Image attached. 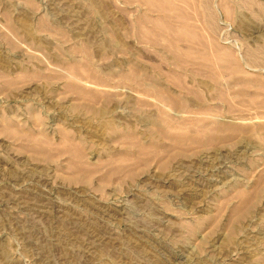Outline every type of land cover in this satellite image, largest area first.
Instances as JSON below:
<instances>
[{
	"label": "rangeland",
	"instance_id": "rangeland-1",
	"mask_svg": "<svg viewBox=\"0 0 264 264\" xmlns=\"http://www.w3.org/2000/svg\"><path fill=\"white\" fill-rule=\"evenodd\" d=\"M90 1L99 3L92 7ZM226 1L228 15L221 7L224 27L215 36L243 61L250 59L248 49L262 47L256 54L259 62L245 64L259 69L248 73L252 83L231 91L222 84L226 103L214 99L213 90L199 86L200 79L213 89L208 78L192 70L180 73L188 86L204 95L208 106L218 110L223 122L250 117L235 124L252 130L231 134L232 141L220 140L208 149L191 146L187 152L157 132L145 133L146 139L168 145L165 160H152L129 176L106 173L107 168L90 175L72 173L77 159L39 155L28 150L30 144L0 133V264H264V181L258 182L263 190L252 197L243 216L231 213L239 199L227 191L235 182L252 190L259 173L264 175L260 156L254 155L262 151L259 135L264 131L256 130L261 117H253L264 115V108L233 96L241 89L264 96V0ZM144 12L143 6L126 0H0V73L15 75L21 67L40 72L36 80L14 78V84L0 85V124L44 130L57 140L66 135L93 161L95 154H106L105 147L130 148L115 139L116 132L109 133L110 138L100 134L107 118L120 131L132 127L145 132L148 116L166 121V135L189 130L174 120L179 115L171 109L164 117L155 103L137 108L136 85L120 75L125 67L133 71L131 62L160 72L173 70L163 41L151 44L137 34V24H145ZM38 18L46 22L45 30H35ZM8 21L19 30L9 28ZM26 25L35 30L32 39L22 31ZM67 60L85 65L96 79L113 87L101 95L106 87L91 84L88 88L100 93L94 101L68 93L55 74L67 73ZM79 77L91 80L87 74ZM168 88L190 98L191 108L198 103L171 82ZM125 95L131 97L126 100ZM229 103L235 110L227 111ZM88 105L108 111L99 118L86 109ZM171 167H178L174 175ZM175 179L202 190L185 194L174 187Z\"/></svg>",
	"mask_w": 264,
	"mask_h": 264
},
{
	"label": "bare ground",
	"instance_id": "bare-ground-1",
	"mask_svg": "<svg viewBox=\"0 0 264 264\" xmlns=\"http://www.w3.org/2000/svg\"><path fill=\"white\" fill-rule=\"evenodd\" d=\"M126 1L141 5L145 8V24H137V34L139 37L151 44L163 41L162 46L164 45L168 52L166 59L169 60V64L172 66L173 70L169 72H160L156 70V67L150 70L147 66L141 63L131 62L129 67H131L133 71H128V67H125L121 71L120 75L121 77L130 78L136 85V88H133V91L137 94H135V97L137 98H135L137 108L143 106L150 107L153 103H155L160 108L164 117L169 116L166 109H171L175 112V114L179 115L176 116L177 118L174 120L177 123L188 127L189 130L179 134L166 135L164 134V129L167 126L166 121L162 117L156 116L155 118H151L152 116H148L147 118L149 120L148 123H146L147 130L145 132L137 131L132 127L122 128L120 131L117 126L107 118V116H103L107 119L102 120L104 127H102L101 131L103 132L100 134L110 138L112 135L109 133L116 132L117 134L115 135V139L117 141H121L123 145H128L130 148H126L124 146V149L120 148L116 150L115 147L112 148L113 150H110L105 147L104 151L106 154H95L97 155L95 161H93L94 159L92 160L89 158V155L83 146H81L78 142H74V140L69 139L66 135H62L57 140L46 134L44 130L30 132L29 130L9 122H2L0 124V133L30 144V148L28 150L32 149V151L38 153L39 155L42 154L52 157L54 155L66 154L77 159L78 163L76 162L77 164H72L71 166L72 169L70 172L72 173L83 172L90 175L102 168H107L106 173L124 172L129 176L136 170H139L143 166L147 165V163L152 160H165L164 152L166 153L168 149L166 146L168 145H164L165 143L160 144L156 141L149 140L148 138L146 139L144 135L145 133L157 132L161 135V139L166 138V140L174 144L177 149L187 152V149L189 147L191 148V146H196L199 149H208L210 146L213 147L214 144L216 142L218 143L220 140L232 141L235 137H232L231 134L240 135L241 133H247L252 130L253 127L250 128L249 125L241 126L235 124L238 123V121H244L247 119L250 120V117L239 116L231 119V123L223 122V118L219 117L221 115L220 113L218 116V110L214 107L208 106L204 101V95L201 96L193 87L188 86L187 83L183 81L181 74L192 70L194 75L200 74L208 78L209 81L207 82L213 84V89L212 86L207 83L204 84L202 81L200 82V79L198 80L200 83L199 86L206 90H213V97L217 101H225L226 98H228L225 95L226 93L221 88L222 84L225 85L228 91H231L239 85L247 87L250 83H252L248 80V73L251 71L257 72L259 69L257 67H247L245 64L249 65L248 60L258 63L260 56L256 54L263 51L262 47L257 46L253 49H248L246 52L247 57H245L250 59H244L245 61H243L238 59L227 46L222 45L215 36L216 32L224 27V22H220L219 17L222 15L221 7L224 9V12L227 13L229 6L228 2L226 0ZM98 3L99 1H90L92 7L97 6ZM148 13H156V16H149ZM137 21L140 20L138 19ZM36 23L37 29L33 28L36 31L47 28L46 22L41 18H38V22ZM8 26L12 30H19L10 21H8ZM35 30L32 31V28L28 25L22 28L25 36L31 39L33 36L32 32L34 34ZM114 37L115 34L110 36L111 39ZM180 44H182V46ZM31 56L38 58L36 52L33 53V51L31 52ZM65 69L67 73L62 72L61 70V74L55 73L62 78L61 80H63L60 83L61 87L63 90L65 89L68 93H73L81 99L94 101L100 96L99 91H94L88 88L91 84L106 87V89H101L103 90L100 91L101 95H104L103 92H109L113 87L96 79V77L89 71L90 69L88 70L85 65L80 63L67 60ZM55 70L58 71L59 69ZM55 70L54 72H56ZM30 72L26 68L21 67L15 75L12 73H0V85L2 86L3 84H8L10 86L14 84V78L27 80L34 78V80H36L38 78V74L40 73L38 71H34L36 73ZM81 74H87L91 80L83 81L79 77ZM169 82L174 84L177 88L183 89L186 93L190 94L191 97L196 98L198 103L194 106V108L190 107V98L180 96L175 90L172 91L168 88ZM146 88L148 89L145 91L144 89ZM148 90H152V92H149ZM106 95L108 94L106 93ZM233 96L238 98V101H242V103L244 101L248 105L262 109L264 108V96L261 94L260 98L259 92L246 93L245 89H241L236 90ZM129 97L131 96L125 95L124 98L127 100ZM70 107L72 110H80L77 106ZM86 109L91 112V114L96 115L99 118H101L102 115H105L108 111L106 107H95L91 105H88ZM232 110H235V108L232 107L231 103H229L227 111L231 112ZM253 117H261V121L259 125L256 126V130L264 131V115L259 114ZM252 119L253 118H251V120ZM192 128L195 129V131L191 130ZM259 141V149L262 151H260L261 153H256L254 155L260 156L261 164L264 165V134H261V136L259 135ZM81 142L84 141L82 140ZM254 160L257 161L256 159ZM164 165L168 167V162L164 161ZM171 168L172 169H170V171L173 174L178 167ZM263 176L262 172L259 173L256 178V183L252 185V190L246 187L243 182H235L229 187V189H227V191L233 192L231 194L232 197H237L239 199V203H236L231 207V213L233 216H243L247 213L252 204V197L260 194L263 190L262 187L258 186L261 181H264ZM175 182L176 184L174 187L178 188L179 191L185 192V194L197 195L198 191L202 190L197 188L195 184H184L185 182L179 181V179H175ZM230 239L231 237L227 240L229 241Z\"/></svg>",
	"mask_w": 264,
	"mask_h": 264
}]
</instances>
